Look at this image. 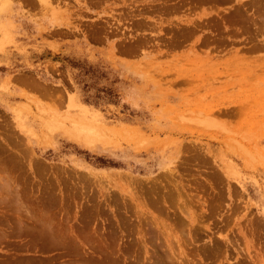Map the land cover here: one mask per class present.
Instances as JSON below:
<instances>
[{"label": "rangeland", "instance_id": "374dc122", "mask_svg": "<svg viewBox=\"0 0 264 264\" xmlns=\"http://www.w3.org/2000/svg\"><path fill=\"white\" fill-rule=\"evenodd\" d=\"M9 1L0 264H264V0Z\"/></svg>", "mask_w": 264, "mask_h": 264}, {"label": "bare ground", "instance_id": "6f19581e", "mask_svg": "<svg viewBox=\"0 0 264 264\" xmlns=\"http://www.w3.org/2000/svg\"><path fill=\"white\" fill-rule=\"evenodd\" d=\"M44 3H49V1L48 0H42ZM47 1V2H46ZM9 3H10V1L9 0H4V2L3 3H1V11H3L4 9H5V7H7L8 5H9ZM73 134V133H72ZM78 135V134H77ZM83 136V135H82ZM75 138V137H74ZM78 138H80V136L78 137ZM153 261V260H152ZM155 261H157V260H155ZM155 261H154V264H155ZM169 261V260H168ZM165 262V261H164ZM153 263V262H152ZM169 263V262H168ZM164 264H166V263H164Z\"/></svg>", "mask_w": 264, "mask_h": 264}, {"label": "crops", "instance_id": "0c3cea01", "mask_svg": "<svg viewBox=\"0 0 264 264\" xmlns=\"http://www.w3.org/2000/svg\"><path fill=\"white\" fill-rule=\"evenodd\" d=\"M8 19V17H3L2 15L0 16V23L2 22V21H6Z\"/></svg>", "mask_w": 264, "mask_h": 264}]
</instances>
